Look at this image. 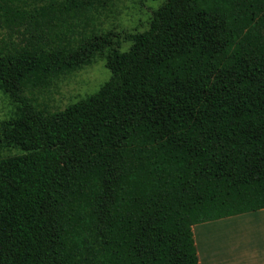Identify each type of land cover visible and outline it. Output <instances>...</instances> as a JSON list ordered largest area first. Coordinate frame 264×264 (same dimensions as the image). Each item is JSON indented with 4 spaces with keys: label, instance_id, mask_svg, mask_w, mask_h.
<instances>
[{
    "label": "trees",
    "instance_id": "trees-1",
    "mask_svg": "<svg viewBox=\"0 0 264 264\" xmlns=\"http://www.w3.org/2000/svg\"><path fill=\"white\" fill-rule=\"evenodd\" d=\"M0 0V264H198L192 225L264 208V0ZM104 55L63 109L30 92Z\"/></svg>",
    "mask_w": 264,
    "mask_h": 264
},
{
    "label": "rangeland",
    "instance_id": "rangeland-1",
    "mask_svg": "<svg viewBox=\"0 0 264 264\" xmlns=\"http://www.w3.org/2000/svg\"><path fill=\"white\" fill-rule=\"evenodd\" d=\"M165 0H112L99 16L100 29L110 30L118 39L119 50H125L129 33L148 27L151 12ZM96 54L91 63L54 78L46 87L30 92L46 111L63 109L66 105L94 92L109 77L104 55ZM14 103L0 91V121L13 115ZM19 147L3 145L0 157L18 154ZM193 235L200 254L223 252H264V209L236 214L193 225Z\"/></svg>",
    "mask_w": 264,
    "mask_h": 264
},
{
    "label": "crops",
    "instance_id": "crops-1",
    "mask_svg": "<svg viewBox=\"0 0 264 264\" xmlns=\"http://www.w3.org/2000/svg\"><path fill=\"white\" fill-rule=\"evenodd\" d=\"M262 209L264 208L258 210H262ZM192 232H193V225H192ZM193 238H194V244L196 247V252L198 257V264H264V252L262 253L244 252L240 254L234 252H223V253L214 252L208 255L200 254V252H198L197 249V242H195L194 235Z\"/></svg>",
    "mask_w": 264,
    "mask_h": 264
}]
</instances>
